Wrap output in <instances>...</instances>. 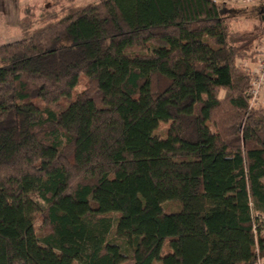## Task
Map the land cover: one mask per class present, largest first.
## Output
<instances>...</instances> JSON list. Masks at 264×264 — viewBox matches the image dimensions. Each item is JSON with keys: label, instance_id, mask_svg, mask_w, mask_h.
Here are the masks:
<instances>
[{"label": "trees", "instance_id": "obj_1", "mask_svg": "<svg viewBox=\"0 0 264 264\" xmlns=\"http://www.w3.org/2000/svg\"><path fill=\"white\" fill-rule=\"evenodd\" d=\"M54 6L0 46V264H258L264 7L234 32L224 0Z\"/></svg>", "mask_w": 264, "mask_h": 264}, {"label": "rangeland", "instance_id": "obj_2", "mask_svg": "<svg viewBox=\"0 0 264 264\" xmlns=\"http://www.w3.org/2000/svg\"><path fill=\"white\" fill-rule=\"evenodd\" d=\"M67 0H0V46L13 43L19 41L23 38V31L21 29V23L24 22L27 10H33L34 16L30 19H26L35 22V27H38L40 24L37 19L43 17L45 14H54L56 11L59 12V7L54 6L65 5ZM76 5L85 6L87 4L97 2V0H75ZM223 1V0H222ZM225 2L237 5L240 8H247L248 14L246 17H243L240 21L232 23V30L234 32H252L254 29L258 28V14L257 11L261 10L264 7V0H224ZM35 6V7H34ZM255 9V10H254ZM50 10V11H49ZM254 13V14H253ZM60 14V13H58ZM264 16V13H263ZM264 37L258 42H256V53H254V57L251 60L244 61L247 67L250 68L251 72L254 74L255 79L253 83L259 79V75H263L264 79V61L261 47L264 44ZM254 88V84H252ZM88 88V80L85 77H82L80 80V84L75 89L73 94V99L84 90ZM251 100V106L254 108H264V83L261 82L259 85L257 95H254ZM38 105H41L40 102H37ZM67 105V102H63L61 106ZM57 108V107H53ZM58 109V108H57ZM167 129V126H162L160 130ZM179 204L176 203H166L163 205V208L167 212H176L179 210ZM37 231H40L42 226V219L40 215L36 216L35 221ZM264 234V233H263ZM166 248H168L166 246ZM165 248V249H166ZM166 252L167 249L165 250ZM126 264H132L126 263ZM260 264H264V260L262 259Z\"/></svg>", "mask_w": 264, "mask_h": 264}, {"label": "built area", "instance_id": "obj_3", "mask_svg": "<svg viewBox=\"0 0 264 264\" xmlns=\"http://www.w3.org/2000/svg\"><path fill=\"white\" fill-rule=\"evenodd\" d=\"M263 43H264V41H263ZM261 49L264 52V44L262 45ZM262 60L264 61V55H263V59ZM261 82L264 83L263 75H259V79H257L256 82L253 83L254 84V88L252 90V94L253 95H257L258 89H259V85H260ZM258 264H260V262Z\"/></svg>", "mask_w": 264, "mask_h": 264}, {"label": "crops", "instance_id": "obj_4", "mask_svg": "<svg viewBox=\"0 0 264 264\" xmlns=\"http://www.w3.org/2000/svg\"><path fill=\"white\" fill-rule=\"evenodd\" d=\"M94 3V2H93ZM264 260V259H263ZM260 262H261V260H260Z\"/></svg>", "mask_w": 264, "mask_h": 264}]
</instances>
